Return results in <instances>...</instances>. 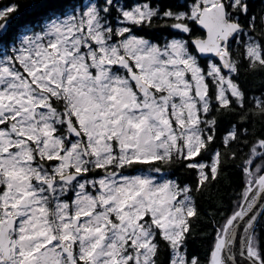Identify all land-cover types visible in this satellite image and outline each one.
Wrapping results in <instances>:
<instances>
[{"label": "snow or ice", "instance_id": "snow-or-ice-1", "mask_svg": "<svg viewBox=\"0 0 264 264\" xmlns=\"http://www.w3.org/2000/svg\"><path fill=\"white\" fill-rule=\"evenodd\" d=\"M17 9L0 8V264H158L161 240L169 264H199L183 251L197 215L193 188L151 173L157 162L186 161L197 192L218 175L219 151L210 165L195 157L214 140L209 113L247 104L231 51L245 32L235 13L247 14V3L196 0L190 12L161 13L103 0L50 16L9 46L7 17ZM161 15L182 33L189 22L202 26L206 37L192 44L218 62L202 66L188 41L159 45L136 34ZM244 49L249 67L264 70V40L251 37ZM253 103L264 116V99ZM237 138L233 128L224 143ZM252 153L264 158V140ZM261 170L245 168L244 203L219 230L210 264H226L236 224L252 211L255 190L264 193ZM255 219L245 247L264 264Z\"/></svg>", "mask_w": 264, "mask_h": 264}, {"label": "trees", "instance_id": "trees-1", "mask_svg": "<svg viewBox=\"0 0 264 264\" xmlns=\"http://www.w3.org/2000/svg\"><path fill=\"white\" fill-rule=\"evenodd\" d=\"M87 0H0V8H5L11 4L18 5L17 11L7 17V40L9 46L12 41H16L18 46L22 36L28 31L33 34V30L39 31L48 17L59 16L61 12L68 13L74 8L82 7ZM97 5L103 0H92ZM195 0H117L118 6H133L139 3H149L151 6L159 8L161 13L165 10L181 12L188 9L189 4ZM248 5L247 14L236 12L235 16L244 26L245 32L231 44L233 59L237 63L238 72L233 74L235 81L240 85L247 98L244 109L239 106L234 112H226L223 109H214L206 119L216 121L214 129V140L208 144L207 150H202L201 155L195 160L206 164H211L217 151L221 154V166L218 175L211 180L207 187L200 191H195L197 184V170L189 169L183 160H176L172 163L157 162V166L164 172L175 177L180 185H190L193 188L192 198L197 209V215L190 218L189 234L186 236L183 251L187 257H195L199 264H210L211 253L216 243V238L221 227L226 220L238 210L243 202L249 177L245 172L246 164L250 158L252 165L249 167L255 170L260 167L262 170L258 175L264 173V158L253 156L252 149L258 141L264 140V116L258 112L253 114L256 98L264 99V70L249 67L244 58V45L251 37L256 40H264V0H244ZM116 12H113L110 20L115 22ZM174 21L163 17L154 18L151 26L137 29L139 35L162 44L164 40L174 34V29L168 27ZM2 23V22H0ZM192 31L186 34L190 47L191 39L202 37V30L190 22ZM201 65H206V60H200ZM234 99V98H232ZM216 101L213 100V104ZM203 127V125H202ZM235 128L238 138L225 145L224 140ZM261 149L257 148V152ZM148 166H144L147 171ZM208 171V169H205ZM257 240L264 250V213L257 224L255 230ZM171 249L167 242L160 241L158 264H169Z\"/></svg>", "mask_w": 264, "mask_h": 264}, {"label": "water", "instance_id": "water-1", "mask_svg": "<svg viewBox=\"0 0 264 264\" xmlns=\"http://www.w3.org/2000/svg\"><path fill=\"white\" fill-rule=\"evenodd\" d=\"M198 27L204 32V37H198V38L200 39L205 38L206 30L203 29L202 26L200 25H198ZM196 39L197 38H193L191 40V44H192V41H195ZM198 55L201 59L212 58V59L218 60V58L214 57L212 54L204 55V54L198 53ZM224 72L227 73V69H225ZM262 175H264V173ZM251 198L252 197L250 195L249 199ZM242 203H244V200ZM263 213H264V193L259 192L257 188L255 190V204L252 208V211L249 212L248 216H246L243 220H240L236 224L235 230L232 233V239L224 250V257H225L226 264H253L252 260L247 255L246 247H245V240L247 236V223H248L249 217L255 216L256 219L254 221V227L256 230L257 224L260 221Z\"/></svg>", "mask_w": 264, "mask_h": 264}, {"label": "rangeland", "instance_id": "rangeland-1", "mask_svg": "<svg viewBox=\"0 0 264 264\" xmlns=\"http://www.w3.org/2000/svg\"><path fill=\"white\" fill-rule=\"evenodd\" d=\"M196 2V0L195 1H193L191 4H189V6H188V9H184V10H182L181 12H190L191 11V7H192V5H193V3H195ZM90 3H94L92 0H87L86 2H85V4L82 6V7H79V8H76V10L77 11H80V10H86L87 9V7H89V5H90ZM138 4V3H137ZM140 4V3H139ZM136 4H134L133 6H135ZM119 7H122V6H119ZM73 11V10H72ZM72 11H70V12H68L69 14L70 13H72ZM116 16H117V13H116ZM47 23L48 22H46L45 23V25L43 26V27H46L47 26ZM118 26V25H117ZM189 27L191 28V26H190V22H189ZM41 30V29H40ZM39 30V31H40ZM175 31H174V34L172 35V36H170V37H168V38H166L165 40H164V42L161 44V45H164L165 43H168V42H170L171 40H173V39H180V40H185V41H188V39L186 38V34H188V33H182V32H180L179 30H176V29H174ZM39 31H37V32H39ZM137 35H139L138 33H136ZM29 35H32V33H30V32H26L25 33V35L24 36H22V38H21V41L26 37V36H29ZM139 36H141V35H139ZM143 37V36H142ZM145 38V37H144ZM150 41H152V40H150ZM153 43H156V44H158L157 42H154V41H152ZM189 42V41H188ZM160 45V44H159ZM190 50L193 52V54L194 55H197V53L195 52V50H192L191 49V47H190ZM197 58H198V55H197ZM199 60V59H198ZM213 62H217V61H215V60H207V62H206V64H208V63H213ZM203 66V65H202ZM203 163V162H202ZM206 164V163H205ZM249 167V166H248ZM142 174H149L147 171H143V173ZM151 175H153V176H155L156 177V179L159 181V182H163L164 180H174V181H176L177 182V180L175 179V177H173V176H171L170 175V173H168V172H163V171H161L160 170V172L159 173H155V172H153V173H151ZM178 183V182H177Z\"/></svg>", "mask_w": 264, "mask_h": 264}]
</instances>
